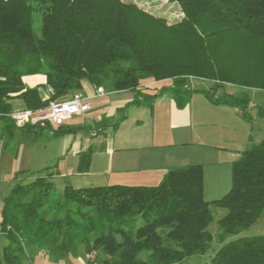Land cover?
<instances>
[{
    "label": "trees",
    "instance_id": "trees-1",
    "mask_svg": "<svg viewBox=\"0 0 264 264\" xmlns=\"http://www.w3.org/2000/svg\"><path fill=\"white\" fill-rule=\"evenodd\" d=\"M167 1L179 7V20L169 23L123 0H0L2 136L74 133L66 123L17 127L9 114L15 106L35 110L68 100L85 82L138 94L147 83L171 80L144 97L169 90L184 107L201 93L250 120L249 92L264 91V0ZM31 75H43L45 84L27 87L22 79ZM90 152L80 155V172L88 170ZM51 177L16 183L4 197L0 264L31 263L38 251L60 261L80 248L84 264H179L210 249V206L225 214L203 264H264V234L238 236L264 211V140L233 163L230 189L219 200L204 199L199 165L170 169L155 186L66 184L54 203Z\"/></svg>",
    "mask_w": 264,
    "mask_h": 264
},
{
    "label": "crops",
    "instance_id": "crops-1",
    "mask_svg": "<svg viewBox=\"0 0 264 264\" xmlns=\"http://www.w3.org/2000/svg\"><path fill=\"white\" fill-rule=\"evenodd\" d=\"M22 80L30 88L45 84L43 75L25 76ZM163 82L166 81L147 83L145 85L147 89L138 94L131 91H119L106 92L102 96L96 94L95 88L87 84L84 85V89L80 93L86 97V102L105 96H109V99L107 103L97 108H105V115H99L92 120L86 119V115L92 111L87 102L89 110L85 114L73 116L64 122L75 127L76 131L70 134L88 129L90 138L96 141V145H94L86 136L77 140L74 138L66 149V155L70 153L72 158L76 156L77 162H79L82 153L91 149L88 170L80 172L78 163L76 171L78 174L92 176L96 180L90 186L75 187L71 185L73 188L114 184L155 186L170 169L195 165L203 167L205 164L200 158V155L206 156L205 153L201 152L203 149L213 150L220 155L226 154L228 157L235 155L236 159L232 163L240 159L250 143L240 150H234L231 149L232 147L221 145L210 146L208 139L205 140L206 142L199 140L203 136V133L199 131L200 123L203 125L210 122L209 113H211L212 121L224 118L226 112L232 115L229 109H224L228 106L214 105L201 93H199L202 96L200 99H196L198 94L193 93L184 107L177 105L172 92L169 90L158 93L151 100L144 97V95L154 94L152 88ZM41 92L45 99L48 89L44 88ZM126 93H131L130 97L124 98L122 96ZM197 104L205 109L202 114L204 119L197 112H194ZM216 111L220 114L218 118L213 117ZM74 117H82L85 124L73 126L71 121ZM98 123L108 124L98 127ZM113 123L115 126L110 125ZM96 156L102 157V159L106 157V165L94 166L93 160ZM221 161L224 162V158L214 163L219 164L222 163ZM70 171L68 170L66 176L72 175ZM4 197L5 195L0 191L1 205Z\"/></svg>",
    "mask_w": 264,
    "mask_h": 264
},
{
    "label": "rangeland",
    "instance_id": "rangeland-1",
    "mask_svg": "<svg viewBox=\"0 0 264 264\" xmlns=\"http://www.w3.org/2000/svg\"><path fill=\"white\" fill-rule=\"evenodd\" d=\"M124 2L135 3L143 10L154 14L156 16L164 17L169 23L175 22L182 17V13L175 3H170L167 0H123ZM172 81L160 83L154 86L153 93L163 86L171 84ZM85 85L87 82L84 83ZM194 87H203L205 84L194 81ZM90 86L89 84H87ZM144 86V85H143ZM146 87V86H144ZM206 87V86H205ZM102 88V87H101ZM104 90V89H103ZM105 91V90H104ZM106 93V91H105ZM250 105L247 110V115L251 116L250 120L240 117L236 110L232 107L229 109L231 114L224 115L216 121L211 120V113H209L210 122L201 125L199 131L202 132V142L208 139L210 146L221 145L223 147H232L231 149L240 150L249 143H259L264 140V118L259 116V109H264V91L250 90ZM198 98H202L201 94ZM131 93L122 94L124 98L130 97ZM109 96L88 100L92 111L86 115V119L92 120L99 115H105L106 109L98 107L108 102ZM219 107V106H218ZM24 109L20 106H15L14 110ZM194 112H197L201 118L205 109L197 104ZM228 111V110H226ZM119 116V115H117ZM220 114L216 111L213 115L218 118ZM223 116V115H221ZM239 117V118H238ZM213 118V120H215ZM73 126L85 124L82 117H74L71 121ZM90 131L82 129L76 134H69L65 136H53L49 131H42L38 137L30 138L22 136L19 130H15L12 136H2V123H0V191L6 196L10 189L16 183H27L38 176H44L47 173H52L51 181L53 183V190L50 196V202H56L62 195L63 188L66 184L83 187L90 186L94 180L92 176H85L78 174L76 166L79 162L76 161V156L72 158L71 154L66 155L68 145L75 138L76 140L82 136H86L96 145V141L90 138ZM87 149V148H86ZM201 150V149H200ZM213 150L203 149L201 152L206 156L202 158L203 165V194L206 201L219 200L230 189L231 186V172L233 161L236 159L235 155H220ZM224 158L222 163H214ZM94 166H105L106 157H94ZM68 170L71 174L66 176ZM0 202V209H1ZM212 214V222L208 226V230L214 236L210 245V249L205 255L192 256L180 262L179 264H203L208 262L213 256V250L217 246V235L220 232L218 221L225 214V210L219 207L210 206ZM264 234V211L259 220L249 229L242 231L238 236L249 237ZM3 242V240H2ZM86 255L82 248H80L75 256H68L67 258L54 261L45 251L35 252L33 262L27 264H84ZM26 264V263H25Z\"/></svg>",
    "mask_w": 264,
    "mask_h": 264
},
{
    "label": "built area",
    "instance_id": "built-area-1",
    "mask_svg": "<svg viewBox=\"0 0 264 264\" xmlns=\"http://www.w3.org/2000/svg\"><path fill=\"white\" fill-rule=\"evenodd\" d=\"M97 95H104L105 91L99 87L96 89ZM89 110L86 97L80 93H74L70 99L59 102H52L48 106L39 109H15L9 117L13 124L22 127L26 124H46L60 126L73 116H80Z\"/></svg>",
    "mask_w": 264,
    "mask_h": 264
}]
</instances>
